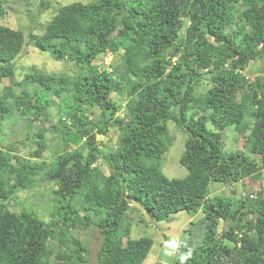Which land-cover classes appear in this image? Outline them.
Here are the masks:
<instances>
[{
  "label": "trees",
  "instance_id": "obj_1",
  "mask_svg": "<svg viewBox=\"0 0 264 264\" xmlns=\"http://www.w3.org/2000/svg\"><path fill=\"white\" fill-rule=\"evenodd\" d=\"M42 28L25 34L0 24V82L8 80L0 130L6 121L26 128L23 139L0 147V264H86L89 241L73 231L91 226L101 235L92 264H143L153 240L125 238L130 203L156 221L200 213L176 241L172 264L182 255L184 264H264V187L237 198L209 191L212 183L262 179L264 0L72 1ZM25 44L74 63L75 73L31 65L16 80L13 60ZM107 53L115 63H94ZM251 60H262L252 78ZM95 107L98 119L89 116ZM50 108L57 119L45 126ZM169 121L187 134L183 177L161 169ZM230 126L245 149H225ZM109 128L118 130L116 146L100 147L97 136ZM47 132L59 137L50 160L42 157ZM27 140L31 157L18 151ZM40 182L56 186L50 220L15 199Z\"/></svg>",
  "mask_w": 264,
  "mask_h": 264
},
{
  "label": "rangeland",
  "instance_id": "obj_2",
  "mask_svg": "<svg viewBox=\"0 0 264 264\" xmlns=\"http://www.w3.org/2000/svg\"><path fill=\"white\" fill-rule=\"evenodd\" d=\"M43 0H6L5 1V14L0 19V24L7 25L11 28L22 29L25 34L28 31L40 33L42 26L47 22L56 8L60 5L72 2L82 1L87 2L90 0H44L49 1L48 7H42L41 2ZM44 9H40V8ZM183 32V31H182ZM118 56L111 53L103 54L94 60V63L100 67H109L110 64L115 63ZM175 59V58H173ZM264 62V60H263ZM15 68L16 80L20 81L23 79L26 72L29 71V66L33 65L35 68L46 72H66L69 75L75 73L77 69L76 65L69 61L55 60L48 52L41 51L30 44H25L20 54L13 60ZM262 60L250 61L246 72L250 74V78L254 77L256 72L261 65ZM8 84L7 78H3L0 82V90ZM28 83H25V86ZM33 85V83L31 84ZM34 86V85H33ZM16 88V87H14ZM18 89V87H17ZM15 93L18 91L15 90ZM120 99V96H116ZM123 103H121L120 111L123 110ZM57 109L50 108L49 122L43 123L48 126L50 122H54L57 118L55 117ZM100 109L95 107L92 108V113L89 115L92 119H98ZM118 114V113H117ZM120 114V113H119ZM34 122V125H37ZM169 133L172 135V143L169 146L168 151L164 154V158L161 164L162 172L168 177H183L187 170L180 164L179 157L184 149V140L187 136L186 132L180 130L174 122H168ZM26 128L22 125H10L8 122H4L3 128L0 130V147L8 145L11 142L23 139L25 137ZM47 149L42 153V157L45 160H50L51 155L56 147H58L57 141L59 137L53 132L46 133ZM119 134L115 128H109L106 135H98V140H101L103 145L109 147H115ZM223 143H225V149L227 151H234L236 149H245L243 146V138L239 136L233 126L227 127L223 131ZM24 147H20L18 151L23 156H29L28 151L35 145H28L29 141H26ZM73 147V146H72ZM31 157V156H29ZM39 160V159H37ZM262 179L260 181H254L246 178L243 181L232 182L229 185H223L219 183H212L209 186L210 195L217 192H225L232 198H237L247 193L258 192L260 186L264 187V169L261 171ZM101 173H108V168L101 164ZM56 186L51 183L40 182L31 190L21 189L17 191L15 199L21 204L22 201L27 202L31 205L38 215L43 217L45 220H50L51 217L49 212L51 210L52 198L51 189ZM130 209L125 213V222L123 223L124 234L126 237L138 238L140 236L150 237L153 240V244L143 261V264H172V255L174 249L170 248L169 245L175 242L182 236L183 229L189 226L190 221L196 220L200 213L194 215L188 214L186 211L180 210L172 213L168 217L156 221L151 215L147 213L145 209H142L138 204L130 203ZM20 207L17 206V208ZM223 223H220V229L223 228ZM127 227L128 236L125 232ZM122 228V229H123ZM130 230V231H129ZM73 234L83 240L89 241V252L87 254L88 261L86 264H92L96 260L97 249L101 243V235L99 234L96 227L91 226L87 230L73 231ZM59 264H69L67 261H59Z\"/></svg>",
  "mask_w": 264,
  "mask_h": 264
},
{
  "label": "clouds",
  "instance_id": "obj_3",
  "mask_svg": "<svg viewBox=\"0 0 264 264\" xmlns=\"http://www.w3.org/2000/svg\"><path fill=\"white\" fill-rule=\"evenodd\" d=\"M169 247L170 248H172V249H175L176 248V244H175V242H172L170 245H169ZM188 259V257L187 256H181V262H182V264H184V262L186 261Z\"/></svg>",
  "mask_w": 264,
  "mask_h": 264
},
{
  "label": "bare ground",
  "instance_id": "obj_4",
  "mask_svg": "<svg viewBox=\"0 0 264 264\" xmlns=\"http://www.w3.org/2000/svg\"><path fill=\"white\" fill-rule=\"evenodd\" d=\"M114 127V126H113Z\"/></svg>",
  "mask_w": 264,
  "mask_h": 264
}]
</instances>
